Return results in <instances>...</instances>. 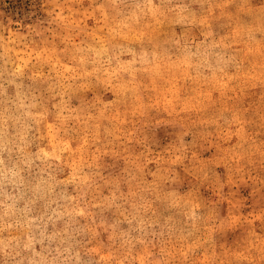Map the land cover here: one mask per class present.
<instances>
[{
    "label": "rangeland",
    "instance_id": "1",
    "mask_svg": "<svg viewBox=\"0 0 264 264\" xmlns=\"http://www.w3.org/2000/svg\"><path fill=\"white\" fill-rule=\"evenodd\" d=\"M0 264H264V0H0Z\"/></svg>",
    "mask_w": 264,
    "mask_h": 264
}]
</instances>
